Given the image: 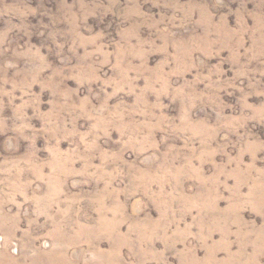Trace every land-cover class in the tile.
Wrapping results in <instances>:
<instances>
[{"label": "rangeland", "instance_id": "1", "mask_svg": "<svg viewBox=\"0 0 264 264\" xmlns=\"http://www.w3.org/2000/svg\"><path fill=\"white\" fill-rule=\"evenodd\" d=\"M0 264H264V0H0Z\"/></svg>", "mask_w": 264, "mask_h": 264}]
</instances>
